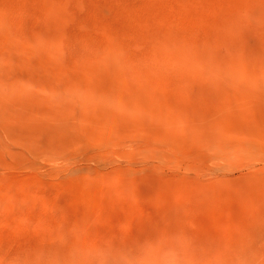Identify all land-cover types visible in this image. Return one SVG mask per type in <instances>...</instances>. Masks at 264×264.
Listing matches in <instances>:
<instances>
[{"label":"rangeland","instance_id":"rangeland-1","mask_svg":"<svg viewBox=\"0 0 264 264\" xmlns=\"http://www.w3.org/2000/svg\"><path fill=\"white\" fill-rule=\"evenodd\" d=\"M0 264H264V0H0Z\"/></svg>","mask_w":264,"mask_h":264}]
</instances>
